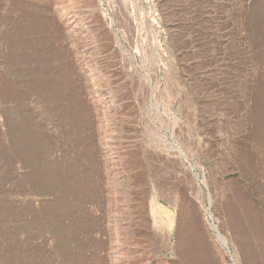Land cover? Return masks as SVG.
Returning a JSON list of instances; mask_svg holds the SVG:
<instances>
[{
  "label": "rangeland",
  "instance_id": "obj_1",
  "mask_svg": "<svg viewBox=\"0 0 264 264\" xmlns=\"http://www.w3.org/2000/svg\"><path fill=\"white\" fill-rule=\"evenodd\" d=\"M194 213L264 264V0H0V264H207Z\"/></svg>",
  "mask_w": 264,
  "mask_h": 264
},
{
  "label": "bare ground",
  "instance_id": "obj_2",
  "mask_svg": "<svg viewBox=\"0 0 264 264\" xmlns=\"http://www.w3.org/2000/svg\"><path fill=\"white\" fill-rule=\"evenodd\" d=\"M183 224L186 225L185 228L183 227ZM171 227L172 226H169V228ZM212 227L216 228L214 225H212ZM162 230L165 231L164 234L167 236V240L170 241V234L168 233L167 228ZM210 236V229L204 227L202 221L195 216V213L184 218L178 229V241L181 242L186 238L187 242L197 245L199 255L202 257L200 258L202 260L205 259L207 264H223V255L220 254V252H222L221 245L216 239L213 240ZM220 240L223 243H226V238L224 236L220 237ZM218 255H220V257ZM201 262L202 261H200V263Z\"/></svg>",
  "mask_w": 264,
  "mask_h": 264
}]
</instances>
